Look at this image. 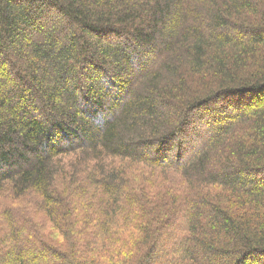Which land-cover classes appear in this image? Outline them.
<instances>
[{
  "label": "trees",
  "instance_id": "obj_1",
  "mask_svg": "<svg viewBox=\"0 0 264 264\" xmlns=\"http://www.w3.org/2000/svg\"><path fill=\"white\" fill-rule=\"evenodd\" d=\"M0 264H264V0H0Z\"/></svg>",
  "mask_w": 264,
  "mask_h": 264
}]
</instances>
